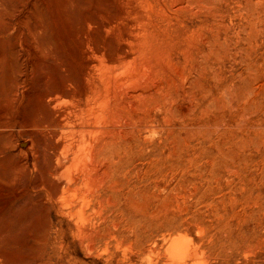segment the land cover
<instances>
[{
    "label": "rangeland",
    "instance_id": "374dc122",
    "mask_svg": "<svg viewBox=\"0 0 264 264\" xmlns=\"http://www.w3.org/2000/svg\"><path fill=\"white\" fill-rule=\"evenodd\" d=\"M198 1L0 3V264H264V16ZM100 93L98 171L64 176L57 123Z\"/></svg>",
    "mask_w": 264,
    "mask_h": 264
},
{
    "label": "bare ground",
    "instance_id": "6f19581e",
    "mask_svg": "<svg viewBox=\"0 0 264 264\" xmlns=\"http://www.w3.org/2000/svg\"><path fill=\"white\" fill-rule=\"evenodd\" d=\"M9 1V0H8ZM147 1V0H146ZM188 1V0H187ZM198 1V0H197ZM200 1H202V0H200ZM216 1H220V0H216ZM226 1V0H225ZM231 2H232V0H230ZM236 1V0H235ZM241 1V0H240ZM244 1V0H243ZM248 1V5L251 7V8H253L254 10L256 9V10H258V11H255V12H253V10H251V8L249 7L248 8V11L246 12V11H244V12H246V13H250V17L251 16H257V18L258 17H261L262 15L264 16V0H247ZM24 2V1H23ZM186 2V1H185ZM191 2V1H190ZM199 2V1H198ZM203 2V1H202ZM246 2V1H245ZM245 2H244V4H245ZM0 3H1V1H0ZM224 3V2H223ZM222 3V4H223ZM2 4V3H1ZM3 4H5V0H4V3ZM2 4V5H3ZM8 4V3H7ZM203 4L204 3H202V7H203ZM214 4V3H213ZM216 4H217V2H216ZM218 4H220V3H218ZM227 4V3H226ZM6 5V4H5ZM247 5V4H246ZM4 6V5H3ZM16 6V5H15ZM198 6H200L199 4H198ZM208 6V5H207ZM212 7V6H211ZM215 7V6H214ZM241 7V6H240ZM245 7L246 6H244V9H245ZM10 9H12L11 8V6L9 7ZM201 8V7H200ZM218 8V7H217ZM7 9V8H6ZM201 9H203V8H201ZM216 9V8H215ZM246 10V9H245ZM7 11V10H6ZM37 11V10H36ZM14 12L16 13L17 12V9H16V11L14 10ZM243 12V13H244ZM13 13V12H12ZM223 13V12H222ZM8 14V13H7ZM11 13H9V15H10ZM16 14H18V13H16ZM213 14V13H212ZM219 14H221V13H219ZM241 14V13H240ZM252 14V15H251ZM24 15H26V14H24ZM222 15V14H221ZM224 15V14H223ZM249 15V14H248ZM14 16V15H13ZM16 16V15H15ZM9 17V16H8ZM10 17H12V16H10ZM24 17V16H23ZM248 17V16H247ZM3 18H5V17H3ZM41 18V17H40ZM256 18V17H255ZM254 18V19H255ZM13 19V18H12ZM15 19V18H14ZM21 19H22V17H21ZM24 19V18H23ZM250 19H253V18H250ZM264 19V18H263ZM41 20V19H40ZM223 20V19H222ZM248 20V19H247ZM256 20V19H255ZM258 20V22H259V18L257 19ZM2 21H3V19H2ZM1 21V22H2ZM5 21L6 20H4V22H3V25H4V23H5ZM15 21V20H14ZM246 21V20H245ZM249 21V20H248ZM247 21V22H248ZM264 21V20H263ZM10 22V21H9ZM8 22V23H9ZM17 22H19V21H17ZM26 23V22H25ZM250 23V22H249ZM264 23V22H263ZM2 24V23H1ZM17 25H18V23H16ZM20 24H22V25H24L25 26V24H23V23H20ZM247 24V23H246ZM253 25H257L256 24V21H255V23H254V21H253V23H252ZM262 24V23H261ZM6 25V24H5ZM12 25V24H11ZM250 25V24H249ZM253 25H250V27L251 28H253L252 26ZM0 26H2V25H0ZM9 26V25H8ZM19 26V25H18ZM247 26H248V24H247ZM4 27V26H3ZM2 27V28H3ZM10 27V26H9ZM11 27H13V26H11ZM10 27V28H11ZM245 27H246V25H245ZM257 27V26H256ZM14 28H16V26L14 27ZM248 28H249V26H248ZM255 28V27H254ZM250 29V28H249ZM256 29V28H255ZM4 31H5V29H4ZM13 31V30H12ZM21 31V30H20ZM29 31H30V29H29ZM251 31V30H250ZM255 31V30H254ZM6 32V31H5ZM10 32V31H9ZM19 32V31H18ZM24 32V31H23ZM22 32V33H23ZM6 33H8V32H6ZM29 33V32H28ZM30 33H32L33 34V32H30ZM250 33V32H249ZM251 33H252V31H251ZM15 34V33H14ZM18 34V33H17ZM21 34V33H20ZM16 35V34H15ZM30 35V34H29ZM34 35V34H33ZM18 36V35H17ZM9 37V36H8ZM15 37V36H14ZM30 37H32V36H30ZM34 38H36V37H34ZM4 39V38H3ZM13 38H11V40H12ZM16 39V38H15ZM19 39V38H18ZM17 39V40H18ZM27 40V39H26ZM33 41H34V39H33ZM15 42H16V40H15ZM15 42L13 41V43L15 44ZM35 42V41H34ZM36 42H37V40H36ZM17 44V43H16ZM13 45V44H12ZM13 47V46H12ZM29 47V46H28ZM39 48V47H38ZM21 49V48H20ZM17 50V49H16ZM16 50H15V52H16ZM28 50V49H27ZM36 50V49H35ZM38 50H40L41 51V49L39 48ZM37 52H39V51H37ZM19 53V52H18ZM17 53V54H18ZM41 53V52H40ZM34 55V54H33ZM36 55V54H35ZM34 55V56H35ZM40 55V54H39ZM16 56V55H15ZM37 56H38V54H37ZM3 57V56H2ZM1 56H0V59H4V58H2ZM36 57V56H35ZM15 58V57H14ZM20 58V57H19ZM128 58V57H127ZM41 59V58H40ZM16 60H18V59H16ZM19 61V60H18ZM1 62H3V61H1ZM15 62H17V61H15ZM27 62V61H26ZM37 63H38V61H36ZM19 63V62H18ZM23 63V62H22ZM34 63V62H33ZM36 63V64H37ZM35 64V63H34ZM124 64V63H123ZM17 65V63H15V66ZM30 65V64H29ZM118 65V64H117ZM122 65V64H121ZM125 65V64H124ZM14 66V65H13ZM13 66H11V67H13ZM21 66V65H20ZM22 66H23V64H22ZM39 66H40V61H39ZM24 67V66H23ZM35 67V66H34ZM124 67V66H123ZM122 67V68H123ZM19 68V67H18ZM32 68V67H31ZM30 68V69H31ZM38 68V67H37ZM121 68V69H122ZM26 69V68H25ZM24 69V70H25ZM36 69V68H35ZM116 69V68H115ZM16 70V69H15ZM32 70V69H31ZM1 71V70H0ZM19 72H21L20 70H19ZM23 72V71H22ZM21 72V73H22ZM24 73V72H23ZM18 74H20V73H18V70L16 71V75H18ZM34 74V73H33ZM1 76V75H0ZM34 76V75H33ZM21 77H22V75H21ZM25 77V76H24ZM6 78V77H5ZM23 78V77H22ZM1 80V79H0ZM21 80V79H20ZM31 80V79H30ZM14 82H16V81H14ZM19 82V81H18ZM106 82H107V80H106ZM105 82V83H106ZM17 83V82H16ZM22 83L23 82H21V85H22ZM40 84H41V82H39ZM18 84H20V82L18 83ZM104 84V83H103ZM6 85V84H5ZM12 85V84H11ZM20 85V86H21ZM18 86V85H17ZM22 86H25V85H22ZM41 86V85H40ZM108 86V85H107ZM2 87V86H1ZM0 87V88H1ZM14 87V86H13ZM39 87V86H38ZM98 87V86H97ZM39 88H41V87H39ZM6 89V88H5ZM16 89V88H15ZM7 91V90H6ZM17 91H18V89H17ZM23 91H25V90H23ZM87 91V90H86ZM11 92V91H10ZM9 92V93H10ZM12 92H13V90H12ZM18 92H20V91H18ZM18 92H15V93H18ZM14 93V94H15ZM36 93V92H35ZM59 93V92H58ZM2 94H4V93H2ZM13 94V93H12ZM13 94V95H14ZM83 94H85V91L83 92ZM10 95H11V93H10ZM13 95H11V96H13ZM91 95V94H90ZM89 95V96H90ZM100 95V96H99ZM99 95H96V96H94V101L96 102V104L93 106V107H90V108H86V109H80L78 112H74V111H72L71 112V110L70 111H68V112H66L62 117V119H60L59 121H58V123H57V126H56V128H55V133L54 134H56V135H59V136H63V135H66V134H69L70 136H72V144H70V145H68V144H66L65 142H62V143H59V144H56V149L57 150H60V153L61 154H64V155H66V156H71L72 157V159H71V161H70V163L69 164H65L64 162L62 163V166H61V173H62V175H70V172L72 171V170H78V168H79V160L80 159H82V158H88L91 162H90V164H89V166L87 167V166H85V167H83L84 168V170L85 169H88V172H93L92 174H95V172H97L98 171V168L96 169V166H94V164L92 163V161L94 160V159H96L95 158V156L97 157V152H96V149H94V145H93V143L92 144H89L86 140H85V134L86 133H88L89 135H91V136H94L95 134H99V133H101L102 132V130L104 129L103 128V123H102V121L100 120V119H104L105 117H106V113L104 112L105 110H103V108H104V106L106 105V99L101 95V93L99 94ZM1 96V95H0ZM3 96V95H2ZM17 96H19L18 94H17ZM28 96V95H27ZM32 96H33V94H32ZM31 96V97H32ZM39 96V95H38ZM57 96V95H56ZM76 96V95H75ZM87 96V95H86ZM107 96V95H106ZM79 97V96H78ZM4 98V97H3ZM2 97H1V100L3 99ZM17 98V97H16ZM61 98V95H60V97H59V99ZM81 98V97H80ZM86 98V97H85ZM10 99H12V98H10ZM14 99H15V97H14ZM18 99V98H17ZM34 99V98H33ZM55 99V98H54ZM72 99V98H71ZM91 99V97L89 98V100ZM4 100V99H3ZM13 100V99H12ZM36 100V99H35ZM79 100V99H78ZM14 101H16V99L14 100ZM57 101V100H56ZM17 102H18V100H17ZM58 102V101H57ZM81 102V101H80ZM88 102H90V101H88ZM15 103V102H14ZM35 103V102H34ZM33 103V104H34ZM37 103V102H36ZM79 103V102H78ZM93 103V102H92ZM87 104V103H86ZM3 105H5V104H3ZM14 106H15V104H13ZM55 105H57V103H55ZM11 106V105H10ZM14 106H12V107H14ZM34 106V105H33ZM35 106H36V104H35ZM78 107V106H77ZM81 107V106H80ZM1 109V108H0ZM14 108H12V109H10V110H13ZM31 109V108H30ZM37 109V108H36ZM78 110V109H77ZM4 111V113L6 114V112H5V110H3ZM32 111H33V109H32ZM34 112V111H33ZM21 113H23V112H21ZM109 113V112H108ZM107 113V114H108ZM8 114V113H7ZM23 114H25V113H23ZM22 114V115H23ZM29 114H30V112H29ZM28 114V115H29ZM21 115V114H20ZM31 115V114H30ZM110 115V114H109ZM4 116V115H3ZM22 117H24V115L22 116ZM31 117H32V115H31ZM111 117V116H110ZM116 117V116H115ZM118 117V116H117ZM2 118V117H1ZM4 118V117H3ZM5 118H6V116H5ZM20 119H21V121L19 122V123H23L22 122V120H23V118H21V117H19ZM91 118H93L94 120H93V123H92V125L90 126V121H92L91 120ZM7 119H8V117H7ZM30 119V118H29ZM119 119V118H118ZM114 121L115 120H117V118H114L113 119ZM1 121H3V119L1 120ZM5 121H7V120H5ZM76 121H78V124H76ZM115 122H117V121H115ZM7 123H8V121H7ZM11 124V123H10ZM10 124H8V125H10ZM25 125V124H24ZM14 126H15V124H14ZM27 126V125H26ZM25 126V127H26ZM12 127V126H11ZM30 127V126H29ZM12 128H14V127H12ZM21 129H22V127H20ZM54 128V127H53ZM0 129H2V128H0ZM11 129V128H10ZM15 129V128H14ZM3 130V129H2ZM24 130L26 131H28L29 130V128L27 129V128H24ZM92 130H93V132H92ZM111 130V129H110ZM6 131V130H5ZM4 131V132H5ZM7 132V131H6ZM9 132H11V131H9ZM12 132H13V130H12ZM2 133V132H1ZM28 133V132H27ZM26 133V134H27ZM30 133V132H29ZM28 133V134H29ZM21 134V133H20ZM5 135V134H4ZM8 135V134H7ZM74 135L75 136H78V135H81V139H79V140H76V138L74 137ZM104 135V134H103ZM1 136V135H0ZM9 136V135H8ZM52 136V135H51ZM105 137H106V135H104ZM66 137V136H65ZM8 138V137H7ZM12 139V138H11ZM87 139V138H86ZM65 141V140H64ZM96 141V140H95ZM107 140L105 139V142H106ZM90 142V141H89ZM1 143V142H0ZM11 143V142H10ZM100 143V142H99ZM5 144H6V142H5ZM24 144V143H23ZM101 144V143H100ZM105 144V143H104ZM107 144V143H106ZM102 145V144H101ZM10 148V147H9ZM8 148V149H9ZM4 149V148H3ZM11 150V149H10ZM3 152V151H2ZM58 157V155L56 156V158ZM1 158V157H0ZM54 160H55V158H54ZM57 160V159H56ZM3 161H5V159L3 160ZM95 161V160H94ZM9 162V161H8ZM92 163V164H91ZM60 164H61V162H60ZM3 165V164H2ZM97 167H99V166H97ZM99 171H100V169H99ZM70 177V176H69ZM95 183V180L94 179H92V178H87V180H83V185H84V187H92L93 186V184ZM77 189V188H76ZM66 191V190H65ZM64 191V192H65ZM68 191V190H67ZM66 191V192H67ZM86 192H80V190H69V192H68V200H71V202L73 201V200H77L76 202H79L80 203V205H79V209L77 210V212H76V214H77V217H78V219L79 220H85L86 218H85V214H84V209H85V207H86V205H87V203L89 202V198H88V196L85 194ZM65 194V193H64ZM68 203V202H67ZM4 239V238H3ZM191 244V242L186 238V236H180L179 238L177 237V238H175V240H172V243H171V247H170V252H172L171 253V261H173V262H181L184 258H186L187 257V255L189 256V254H190V251H191V249H190V245Z\"/></svg>",
    "mask_w": 264,
    "mask_h": 264
}]
</instances>
